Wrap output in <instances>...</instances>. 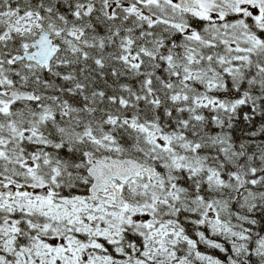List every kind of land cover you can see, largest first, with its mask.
<instances>
[{"label": "snow or ice", "instance_id": "1", "mask_svg": "<svg viewBox=\"0 0 264 264\" xmlns=\"http://www.w3.org/2000/svg\"><path fill=\"white\" fill-rule=\"evenodd\" d=\"M0 264H264V0H0Z\"/></svg>", "mask_w": 264, "mask_h": 264}]
</instances>
